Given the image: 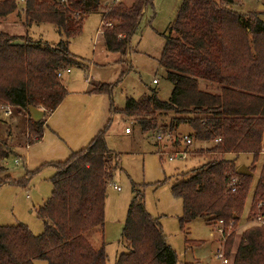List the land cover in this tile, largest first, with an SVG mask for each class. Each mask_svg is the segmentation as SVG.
Returning a JSON list of instances; mask_svg holds the SVG:
<instances>
[{"label":"trees","instance_id":"trees-1","mask_svg":"<svg viewBox=\"0 0 264 264\" xmlns=\"http://www.w3.org/2000/svg\"><path fill=\"white\" fill-rule=\"evenodd\" d=\"M232 1L181 0L157 59L172 85L168 99L162 101L152 91L138 100L126 99L121 109L137 117L142 131L155 128V113L172 112L169 126L189 127L192 140L212 141L213 150L208 151L258 154L264 135V21L254 12L245 16L232 12ZM147 4L151 0L101 4L105 50L126 55ZM99 5L100 0H23L22 4L0 0V17L18 9L25 27L49 23L59 35L51 45L0 31V102L12 110L27 112L32 106L43 111V117L32 123L36 139L47 113L66 94L56 72L79 64L68 52V39L79 32L85 14ZM199 80L215 84L218 91L199 89ZM108 91L101 85L93 92ZM104 133L105 129L97 131L85 147L55 163L51 195L37 210L44 226L41 235L33 236L21 225L0 227V264H106L103 244L94 247L87 238L88 232L99 234L102 228L106 187L117 163ZM216 138L219 142H214ZM4 145L0 143V162L10 152ZM234 164V159L224 157L206 161L170 186L172 196L181 201L180 229L196 218L208 225L238 221L251 174H236ZM229 175L236 179L233 192ZM263 177L264 158L253 191V199L264 204ZM4 183L12 184L6 174L0 179ZM121 237L127 252L114 264H176L159 225L144 211L138 191L128 204ZM230 264H264V224L243 230Z\"/></svg>","mask_w":264,"mask_h":264},{"label":"rangeland","instance_id":"rangeland-1","mask_svg":"<svg viewBox=\"0 0 264 264\" xmlns=\"http://www.w3.org/2000/svg\"><path fill=\"white\" fill-rule=\"evenodd\" d=\"M104 1L108 0H100L96 11L85 14L79 32L68 39V52L79 64L68 67L69 73H62L59 78L66 94L52 110L51 120L42 126L47 136L34 142L37 135L27 112L14 108L11 115L4 116L0 111V143L10 151L0 162L4 168L0 179L6 174L12 182L0 184V227L21 225L31 235H41L44 226L37 217V210L51 195L55 163L85 147L97 131L105 129V145L116 155L117 163L106 187L102 228L99 234L88 232L87 238L91 242L100 237L106 264H114L120 254L127 252L121 234L135 191L142 194L144 211L159 225L165 244L176 256V264H217L212 261V252L218 244L215 227L196 218L180 229L181 201L172 196L170 186L176 180L186 179L189 171L206 161H218L222 157L234 159L236 167L244 165L251 172L239 219L234 231L222 243L224 254L227 250L231 262L241 233L249 225L250 203L261 171L262 155H223L220 151H208L214 147L212 141L192 138L190 144H185L181 135H188L189 127H170L172 112L155 113L152 120L156 126L148 131L140 129L137 117L124 114L121 109L128 98L138 100L154 91L158 99H168L172 85L157 59L181 0H151V5H145L137 28L129 38L125 56L108 52L103 45L100 20ZM118 2L128 5L131 0ZM259 5L263 8L258 9ZM229 9L244 16L254 12L264 21V0H233ZM113 24L111 21L110 27ZM5 29L0 26V31L6 33ZM28 36L51 45L59 40L49 23L31 26ZM152 79L156 83H152ZM101 85L109 91L93 92ZM198 88L218 91L215 84L204 80L198 81ZM56 123L60 130L54 134L49 128L52 130ZM124 127H128L130 133H124ZM157 133H161L160 138L156 137ZM26 144L30 148L24 149ZM177 151L184 152L186 157L167 159ZM14 159L19 163L15 164ZM108 163L113 165L112 161ZM113 183L118 190L112 188ZM228 239L231 241L226 246ZM34 264L46 262L35 261Z\"/></svg>","mask_w":264,"mask_h":264},{"label":"built area","instance_id":"built-area-1","mask_svg":"<svg viewBox=\"0 0 264 264\" xmlns=\"http://www.w3.org/2000/svg\"><path fill=\"white\" fill-rule=\"evenodd\" d=\"M18 3L22 4L23 0H16ZM65 1V0H62ZM113 2H118V0H111ZM102 24V21H101ZM108 24V23H107ZM62 73H69V68H63L62 70H58L56 72V77L60 78ZM152 83H156L155 79H152L151 81ZM0 111L2 113V115L4 116H8L11 115L12 112V107L8 104V103H2L0 102ZM124 133H129L130 130L128 129V127H124L123 129ZM157 138L161 137V133H157L156 134ZM220 138H216L214 139V142H219ZM181 141H183L185 144H190L191 143V138L188 135H181ZM260 150L258 151V154L262 155V161L264 158V135L261 138V142H260ZM208 154H210L209 152H207ZM180 158L183 159L186 157V154L182 151H177L174 152L170 155L167 156L168 160H172L173 158ZM14 163L18 164L19 161L18 159H14ZM235 183H236V179L234 176H230L229 177V183H228V187L229 190L231 192L234 191L235 189ZM112 188L118 190L119 187L116 184H112L111 185ZM250 207H251V212H250V221H249V225L248 226H253V227H258L264 224V204L261 200L259 199H253L251 200L250 203ZM250 210V208H249ZM237 222H234L233 220H229L226 225L223 224V222L221 221H217L215 223H213V226L215 227V232L218 235V239H217V247L213 250L212 252V261L217 263V264H230V260L225 256L223 248H222V243L224 240H226V238L231 234L232 231H234V227L235 224Z\"/></svg>","mask_w":264,"mask_h":264},{"label":"crops","instance_id":"crops-1","mask_svg":"<svg viewBox=\"0 0 264 264\" xmlns=\"http://www.w3.org/2000/svg\"><path fill=\"white\" fill-rule=\"evenodd\" d=\"M35 24L30 25L28 28L24 26L23 21H22V13H18V9H15L14 11L4 15L2 18H0V26H5L7 30L6 33L12 34V35H16L19 37H29L28 36V29L33 26ZM38 25V24H37ZM3 32V31H2ZM31 38V37H29ZM31 40H37V39H31ZM205 90V89H203ZM53 111L49 112L45 118H44V122L43 125H46V122L48 123L49 120H51V117L53 116L52 114ZM49 118V119H48ZM49 130L52 133H57L59 129L57 123L51 128H49ZM130 133V132H129ZM128 134V133H127ZM89 137L91 136V133H88ZM47 136V134H43V132L41 133L40 137L38 139H36L34 142H38L40 139H43ZM29 144H26L24 149H28ZM97 237V236H96ZM100 243V237L98 236V240L96 238L91 239V244L96 247L97 245H99Z\"/></svg>","mask_w":264,"mask_h":264},{"label":"water","instance_id":"water-1","mask_svg":"<svg viewBox=\"0 0 264 264\" xmlns=\"http://www.w3.org/2000/svg\"><path fill=\"white\" fill-rule=\"evenodd\" d=\"M263 8L262 5L258 6V9ZM26 111L28 113L29 118L33 121V122H38L44 115L43 111L39 108H35L32 106H28L26 108ZM235 173L238 175H244V176H248L251 174V172L248 170V168L244 165H239L236 167L235 169Z\"/></svg>","mask_w":264,"mask_h":264}]
</instances>
